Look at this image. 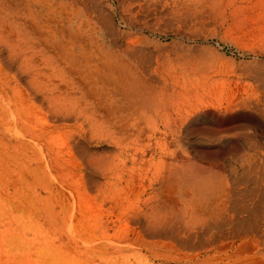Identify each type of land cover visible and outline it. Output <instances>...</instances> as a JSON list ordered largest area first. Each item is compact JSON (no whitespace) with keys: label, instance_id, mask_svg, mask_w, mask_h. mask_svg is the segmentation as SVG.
<instances>
[{"label":"rangeland","instance_id":"rangeland-1","mask_svg":"<svg viewBox=\"0 0 264 264\" xmlns=\"http://www.w3.org/2000/svg\"><path fill=\"white\" fill-rule=\"evenodd\" d=\"M65 2L92 19L110 50L158 74L176 139L186 116L188 205L144 238L160 242L145 257L138 227L148 222L135 220L148 186L140 171L113 190L101 178L83 189L70 169L39 164L44 150L18 151L27 140L13 131L0 136V264H190L215 246L192 263L264 264V0ZM87 145L114 154L109 143ZM199 201L208 203L203 214L192 211Z\"/></svg>","mask_w":264,"mask_h":264},{"label":"bare ground","instance_id":"bare-ground-1","mask_svg":"<svg viewBox=\"0 0 264 264\" xmlns=\"http://www.w3.org/2000/svg\"><path fill=\"white\" fill-rule=\"evenodd\" d=\"M73 8L65 0H0V136L21 132L27 141L18 151L35 156L44 150L39 164L70 169L83 189L101 178L113 190L140 171L148 186L135 220L148 222L138 227L142 251L154 256L160 242L144 238L188 205L186 116L176 139L172 111L161 106L158 74L142 70L133 54L110 50L102 30ZM92 142L109 143L114 154H90ZM205 192L213 194L214 187ZM207 209L203 201L192 207L195 214ZM215 248L189 256L190 264Z\"/></svg>","mask_w":264,"mask_h":264}]
</instances>
